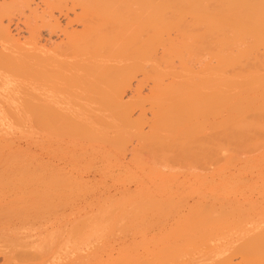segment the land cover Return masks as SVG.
Here are the masks:
<instances>
[{"label": "bare ground", "instance_id": "obj_1", "mask_svg": "<svg viewBox=\"0 0 264 264\" xmlns=\"http://www.w3.org/2000/svg\"><path fill=\"white\" fill-rule=\"evenodd\" d=\"M41 1L44 4L42 13H38V10L34 11L35 8L30 9V0H9L0 5V95L8 96L7 98L11 99L14 105L10 109L5 107L6 105L4 109H0V131L7 133L8 130L3 131V128L11 126L10 118H14L12 120L15 121L20 119L22 115L18 107L16 109L17 103H15L20 101L24 109L30 113L29 117H32L39 126V130L41 128L40 131L48 133L43 132L38 139L40 153L37 150L39 153L37 156L39 155L40 159L39 162L37 161L38 166L35 164L38 167L37 171L33 168L29 169V166L25 164L17 167V171L24 181L29 182L27 178H30L35 180L34 186L38 183L44 189L48 188L46 192L50 190L52 196H49L50 200H47L51 202L53 213L51 212L52 214L47 215L46 218H40V214L36 212L37 209L35 210V204L28 203L30 199L25 202L24 198L23 203L19 202V205L10 203L5 198L3 199L5 201H0V255H4L3 264H142L143 262L148 264L149 262L145 263L148 256L141 258L142 256L136 254L138 250L135 255L113 257L116 244L111 242L109 235L103 233L106 227H110V221H115L114 212L119 211L120 208H124L120 212L126 209L124 206L121 207L124 202L120 205L116 203L120 206L119 209L118 206L111 209L115 200H109L107 205L110 208L103 205L104 209L100 210L102 202L98 200L102 196L96 198L98 200L95 199L96 196L95 200L92 198L97 201L96 205L100 203L97 207L81 204L78 200L74 202L76 195L73 196L75 199L73 201L69 200L71 198L68 195L60 196L57 190L55 195V191L52 190L60 183L69 184L71 181L75 183L74 180H70L71 174L68 177L59 172V169H63L59 167L62 164L59 162L65 159H68L67 162H74V155L83 158L86 155L84 152L87 139L110 141L109 146L114 145L117 148L115 160L119 161L118 154L125 149L127 142L136 143L132 138L137 139V143L130 149L126 146L128 149L124 151L130 150L133 160L143 161L145 158L144 161L153 164L152 158L155 156L144 157L148 149H142L149 146L152 150L154 148L163 152L159 154L163 155L162 158L165 156L164 153H166L165 159L167 154L172 160L171 157H174L179 165L187 163L186 165L190 167L188 164L190 162L191 166L193 163L199 165L198 168L201 167L200 164L206 168L207 164L209 168L212 166L208 174L204 173L207 170L204 169L205 167L204 174L199 173L202 169L198 171L192 167L193 171L198 172L191 173L189 181L192 190L198 196L196 200L192 197L194 199H191V203L183 199V202L174 203L173 198L176 194L171 188L173 183L167 184L168 180L165 184L161 183L159 189L163 197L152 198L153 202L149 198V193V197L147 196L145 187L141 185L145 190H142V193L145 192L149 198L146 201L153 203L157 213L161 212L157 216L160 221L154 224L156 227L154 229L166 228L170 225L169 220H181L182 222L178 224L185 231H181L183 234L180 232L177 236L183 240L185 238L182 242L185 245L184 249L177 250L182 243L177 247L179 243L172 244L171 241L167 243L166 240L162 242L161 247L158 246V255L155 250L154 254L148 252L154 259L151 261L152 264H264V215L259 213V216L252 214L253 217H243L235 211L236 208H232L237 201L228 200L229 194L236 187L245 184L247 179H243V173L257 167V163H261L259 160H262L260 158L258 160V157H252L253 159H246V157L247 154L250 157L251 154L259 151L250 146H257L259 142L260 146L264 144V0ZM25 8L30 10L28 14L25 13ZM75 8L79 11L76 12ZM54 10L67 16L66 24L79 23L81 29L68 30L66 26L62 28L53 15ZM70 11L74 14L73 18L68 17ZM15 12L21 14L18 15L21 16L29 33L24 42L14 38L8 28L9 24L7 26L3 22V18L11 19ZM41 27L50 29L49 32L60 28V31L64 33L65 42L56 45L51 51L41 49L37 40ZM205 54L208 55V61ZM200 59L205 61L202 60L201 65L198 61L199 68L196 70L192 62ZM139 72L145 76L144 78L142 75L144 80L151 79L150 95L140 97L142 95L139 93L141 89L139 86H142L140 81L141 83L139 82V86L137 85L135 89L136 94H140L137 99L124 102L123 93L131 84L132 78ZM145 102L149 104V107H144L148 106L144 105ZM0 103L4 105L1 101ZM132 106L140 109L139 118L131 116ZM146 108L151 109V117H145L148 130L144 131L140 123L145 120L141 117H144ZM29 117L26 118L30 120ZM204 125H208L211 129L207 137L200 136L199 130L202 131ZM65 128L70 133L65 132ZM60 132H64L61 135L67 133V136L72 133V138L81 139L79 145L73 147L70 153H65L64 150V153L60 154L61 151L56 148L59 144L58 140L55 142L54 136L55 133ZM74 133L76 136L79 134L80 137H74ZM84 138H87L86 141ZM55 143L58 146H55ZM150 148L149 151H151ZM248 148L252 149L251 154L247 152L243 159L241 154ZM56 149L60 151L59 154L56 153ZM58 155L60 158H57ZM18 157L14 158L18 163L19 159H26ZM261 158H264V152ZM168 159L166 162L169 161ZM28 160L27 158L24 161ZM122 163L118 162L121 165ZM156 163L153 164L154 167L162 164V162ZM262 163L264 164L263 161ZM96 164L101 165L99 162ZM115 164L118 165L117 162ZM165 164L168 165V163ZM75 165L77 167V164ZM116 165L109 166L113 168ZM61 166L66 167L64 164ZM67 167L69 168L68 165ZM67 167L66 170H68ZM71 167L76 170L75 166H70V170H72ZM89 167L84 169L89 170ZM98 167L96 169L100 168ZM111 167L109 168L112 169ZM120 167L122 166L117 168ZM262 167L261 165L259 167L260 170L263 169L261 173H258L260 170L257 169V176L258 174L264 176V166ZM79 168L77 167L78 172L82 167ZM233 168L236 169L235 172L232 171ZM104 170L106 175L108 168ZM168 170L171 171V169ZM186 170L189 171L188 168ZM98 172L102 173L99 170ZM80 173L77 175L86 176ZM114 174L113 172V176ZM253 174L256 175L254 172ZM107 175L111 176L109 173ZM14 176H11L12 179ZM263 180L260 181L261 185L264 183ZM84 181L79 182L83 184ZM93 182L98 183L96 180ZM27 184L30 186L31 183ZM95 188H91V191ZM89 191L88 189L87 193ZM186 192L190 194L188 190ZM142 195L140 193V196ZM41 197L44 195L40 196V201H42ZM46 198L48 197L43 200ZM138 198L134 200L136 203ZM176 198L179 199V196ZM120 200H118L119 203ZM134 201L132 198V203ZM50 202L47 203L50 204ZM139 203L134 205L137 207ZM94 209L97 210L96 215H99L100 211L103 213L105 209L106 213H109V218L112 215L108 226L106 223V226L103 225L104 229L100 227L102 230L99 231L102 233H97L92 228L86 229L87 221L90 220L97 225L98 222L95 221L101 218L102 214L98 216L99 218L96 217L97 219L92 217L94 213L91 214L89 210L94 211ZM120 212L115 213L120 215ZM151 215L155 216L152 212ZM102 216L100 220L103 224L107 216L106 214ZM124 217L126 218L127 215L123 218L121 216V219ZM183 217H185L184 220L181 219ZM27 223L30 227L26 228L33 230H22ZM94 224L91 225L94 227ZM106 230L108 232V229Z\"/></svg>", "mask_w": 264, "mask_h": 264}, {"label": "rangeland", "instance_id": "obj_2", "mask_svg": "<svg viewBox=\"0 0 264 264\" xmlns=\"http://www.w3.org/2000/svg\"><path fill=\"white\" fill-rule=\"evenodd\" d=\"M9 0H0V5H3V4H5L6 2H8ZM29 7H30V9L32 8V9H34L35 8V10L34 11H37L38 10V13H42V9L44 8V4L42 3V1L41 0H30V3H29ZM28 8H25L24 10L26 11L25 13L26 14H28L29 12H30V10L28 9ZM40 10H41V12H40ZM75 11L77 12V11H79L77 8H75ZM54 14V17L55 18H57V20L59 21V24L62 26V28H64L65 26H66V29H70V30H73V29H77V30H80L81 28V24H79V23H75V22H72L71 24H66V22L68 21L67 20V16L65 15H63L62 13H59L57 10H54V12H53ZM21 15L20 13H14V14H12L13 15V17L11 16V19H8V18H3V22H4V24H6L7 26H8V24H9V26H8V28H9V30H10V32H11V34H12V36L14 37V38H18L19 40H20V42H24V40L26 39V37L28 36V30H27V27H26V25L23 23V21H22V19H21V16H19V15ZM74 14H73V12L72 11H70L69 13H68V17H70V18H73L74 16H73ZM15 16V17H14ZM20 17V18H19ZM20 20H19V19ZM23 18V17H22ZM10 20V21H9ZM19 20V21H18ZM24 20V19H23ZM73 28V29H72ZM49 30L50 29H48V28H46V27H41L40 28V32L38 33V37H37V40H39V42H38V46H40V48L41 49H43V50H45V51H51V49L53 50L54 48H55V46L56 45H59V44H62V42H65V40H64V33H63V31H60V28H58V30H53V31H50L49 32ZM40 44V45H39ZM45 47H44V46ZM47 49V50H46ZM206 55V54H205ZM204 55V56H205ZM203 56V59L206 57L207 59V61H208V55H206L205 57ZM202 58V57H201ZM203 59H200V60H194L193 62H192V65L194 64V66H196V67H194L195 69L196 68H199V64L200 63H203V61H205V60H203ZM203 60V61H202ZM198 61H199V64H198ZM197 62V63H196ZM201 65V64H200ZM197 70V69H196ZM142 73L141 72H139V73H136V76H134V78H132V80H131V84L128 86V88L126 89V91L123 93V100H124V102H127V101H129L130 99L132 100V101H135L136 99H137V96L138 95H140V94H136V92H135V89H136V86L138 85V83L140 82V81H142V86H139L138 87V89H140L139 90V93H141L142 95H140V97H143V95H146V97H148L149 95H150V88H151V79H148L147 78V80L145 81L144 79H143V77H142ZM144 76V75H143ZM144 78H145V76H144ZM81 93V92H80ZM147 93H148V95H147ZM8 96H4L3 94H1L0 95V101L2 102V104H4L3 106L1 105V103H0V109L2 108V109H4L3 107L5 106V107H8V109H10V108H13L12 107V102L13 101H11V99H8L7 98ZM144 98H145V96H144ZM10 100V101H9ZM127 100V101H126ZM10 102H11V104H10ZM15 103H17L16 104V109H17V107H18V110H20L19 111V113H20V115H22V116H20V119H16V121L15 120H12V119H14V118H10L9 119V124L11 125L10 127H5V128H3V131L6 129V130H8V131H6L7 133H5V131L4 132H2V131H0V201H9L10 203H15V204H18L19 205V202L20 203H23V199L25 198V202L26 201H28L29 199V201H28V203H32V204H35V210H36V212L38 211V215L40 216V218H42V217H48V216H50L52 213H53V209H52V205H51V202L50 201H48V200H50V198H49V196L51 197L52 196V194H50V190H47V192H46V189H48V188H45L44 189V187H42L40 184H38L37 182V184H36V186H34V184H35V180H32V179H30V178H27L26 176H23V178L24 177H26L27 178V180H29V182L27 181H24L23 179H22V177L20 176V174H19V172L17 171L18 169H17V167H19V166H21V165H28L29 167V169H35L36 171H37V168L38 167H36V166H38V160L40 159V157H39V155L37 156V154H39L40 153V150L38 149V148H40V145H38V141L40 142V140H38V139H40V137H41V135H42V133L44 132V133H46V134H48L47 132H45V131H40V130H42L41 128H40V130H39V126L37 125V123L32 119V117H29L30 116V113L28 112V111H26L25 109H24V107H23V104L20 102V101H16ZM128 103H132V102H128ZM144 105H148V106H144V107H149V104L147 103V102H145L144 103ZM14 106V105H13ZM23 107V108H22ZM132 112H131V116H134V118H136V116L139 118L140 116H138V115H140L139 114V111H140V109H138V107H134V106H132ZM144 111H146V112H144V113H142V115L144 116V117H141L142 119L143 118H145V117H148V116H150V114H151V109H149V108H146ZM28 114H27V113ZM150 112V113H149ZM146 113H147V115H146ZM141 115V116H142ZM23 117H24V119H23ZM26 117H29V118H31L30 120L28 119V118H26ZM151 117V116H150ZM150 117H148V118H150ZM19 120H21V121H19ZM13 121V122H12ZM15 121V122H14ZM21 122V123H19V122ZM27 121V122H26ZM145 121L147 122V118H145V120H143V123H142V121H141V125H142V129L144 130V131H147L148 130V122L147 123H145ZM24 122V123H23ZM31 122V123H30ZM14 123H16V125L14 124ZM18 123V124H17ZM33 123V124H32ZM20 125H21V127H20ZM25 125V126H24ZM32 126V127H31ZM35 126V127H34ZM206 127V128H205ZM145 128V129H144ZM37 129V130H36ZM147 129V130H146ZM1 130V129H0ZM68 131V129L67 128H65V132H67ZM14 132V133H13ZM199 132H200V136H203V137H207V135L208 134H210L211 133V129L209 128V126L207 125H204V127H203V130L202 131H200L199 130ZM199 132H197L198 134H199ZM1 133H4L3 135L1 134ZM13 133V134H12ZM62 133H64V132H62ZM61 132L60 133H55V136H54V139H55V142L57 141V143L59 144V146H58V144L57 143H55L56 145L55 146H58V147H56V148H59L58 150H60V151H58L57 149H56V153L57 154H59V152H60V154H62V152L64 153V150H65V153H70V151L73 149V147H75V146H78L79 144V142H80V138L78 139V138H72V135L71 134H68V136L66 135L67 133H70V132H67V133H65L64 135H61L62 134ZM204 133V134H203ZM8 134V135H7ZM36 134V135H35ZM197 134V135H198ZM202 134V135H201ZM70 135V136H69ZM206 135V136H205ZM76 135H75V133H74V137H75ZM78 136H79V134H78ZM78 136H76V137H78ZM199 136V135H198ZM36 137H37V139H36ZM72 139H71V138ZM80 137V136H79ZM81 138H83V137H81ZM85 139V138H84ZM87 139V138H86ZM86 139L84 140V141H86ZM133 139V141H135L136 143H137V139H135V138H132ZM37 140V141H36ZM88 140H91V139H87V141L85 142V152H84V154H86V155H84V157L82 158V156H80V157H78V156H76V155H74V157L75 158H73L75 161V163L73 162V161H70L71 162V165H70V162H67L68 161V159H65V161H63V162H59V163H62V164H64L66 167H67V165L69 166V168H70V166H75V168H76V170L74 169V168H72V170H70L68 167H67V169L68 170H66V167L64 168V166H61L62 164H60V166L58 165V163L56 164V166H57V169H58V166L59 167H63V169L61 168V170L59 169V172H62V173H64V175H68V177H70V174H71V177L73 178H70V180H74L75 181V183L74 182H70L69 184H67V183H60V184H58L59 186H57V185H55V186H57L56 188L55 187H53V192L55 191V193H56V190H57V193L60 195V196H65V195H68L71 199H69V200H73L74 198H73V196L74 195H76L77 197H75V201L74 202H76L77 200L81 203V204H86V205H92V206H97V205H99L101 202H102V208L100 209V210H102V209H104V207H106V205L108 204V201L109 200H115V201H113V204L112 205H114L113 207H112V205H111V209H113L114 207H116L117 208V204H121V202H124L122 205H121V207H125L126 209V212H125V210L123 211L124 212V214H122L121 215V213H123V212H120V210H123V209H121L120 208V206H118V209L120 208V210L119 211H115V209H114V211L115 212H120V215H119V217H118V215L114 212V218H116V219H114L115 221H113V220H111L110 218L112 217V215H111V217L109 218L108 217V215H109V213L107 214L106 213V209L109 207L110 208V206H108L105 210H103V213H105L106 214V216H107V218H105L106 220H103V224H102V221L100 220V219H102L103 218V216L102 215H104L105 216V214H103L102 213V211H100L101 213H99V215L100 214H102V215H100L101 216V218L100 219H97L96 217H98L99 215H96L97 213V210L96 209H94V211H90L89 210V212L92 214V213H94L93 214V218L94 219H97V221H95V222H98V224L96 225V223L94 224V223H91V221L89 220V222L87 221V223H86V226H88L87 228H86V226H84L86 229H90L91 230V228H92V230L93 231H97V233H99V232H101L102 233V231H99V230H102L101 228H103L104 229V227L106 226V223H107V226H108V221L109 220H111L110 221V227L108 226V227H106L105 229H104V232L103 233H105V234H107V235H109V237H110V239H111V242L113 243V244H116V248H115V250H114V253H113V257H118V256H121V255H125V256H130V255H135V253H136V251H137V255H139L141 258H143V257H146V256H148V257H146V260H145V263L146 262H149L148 264H152V260H154V259H152V254H154L155 252H156V255H158L157 254V251H158V248L159 247H161L162 245V242L164 243L166 240H167V243H170V241H171V243L173 244V243H179V244H177L178 246L177 247H179V245H181V243L182 242H184L185 241V238H184V240L183 239H181V237H177L178 236V234H180V232L181 231H183V232H185L184 230H183V228H182V226L181 225H179L178 223H181L182 221L181 220H179V221H172V220H169L168 221V224H170V225H168L166 228H164V229H154V228H156L155 226H154V224L156 225V223L157 222H159L160 220H158V214H160L161 212H159V213H157L156 211L157 210H155V208H154V206H153V201H152V198H161V197H163L162 196V193L160 192V188H161V185L162 184H165V183H167V180H168V182L169 183H167V184H169V185H171L172 183H173V185H172V190L174 191V193L176 194V196L178 197L179 196V199H177L176 198V196H174V198H173V202L174 203H177V202H183V200L184 201H188L189 203H191L192 201H191V199H194V200H196L197 199V196H198V194L195 192V191H193L192 190V185L190 184V181L189 180H191V173H193V172H198L199 170H201V172L199 171V173H203L204 172V169H207V170H205V174H208L209 172H210V168L212 167H208V164H207V168H206V166H203L202 167V164H200V166L201 167H199L198 168V166L199 165H194V163H193V165L191 166V164L192 163H188V164H190V167L189 166H187L186 164H183L182 163V165H179L178 163H176L177 162V159L176 160H174V157H171V158H173V160L172 159H170V157H169V154H167V157H166V159L167 158H169L168 160L170 161H168V162H166V159H165V156H166V153H164V158H162V156L163 155H159L160 153H163V152H161V151H159V150H154V148H153V150H152V148H150L149 146L148 147H143L142 149H144V150H147V151H145V153H144V151L143 150H140V151H142L144 154H146V155H144V157H146V158H148V156H149V158H152V156L154 157H156V156H158V157H154V158H152L153 160H154V165H155V163L157 162V163H161L162 162V164H157V166H155L154 167V165L152 166L151 164H149L150 162H146V161H144V159L145 158H143V161L142 160H139V159H137V160H133V159H131V152H130V150H128V151H124V150H127L128 148L130 149L131 147H132V145H135L134 144V142H130L129 141V143L127 142V144H126V146L128 147L127 149H126V146H125V149L123 150L124 152H125V154H124V152L123 151H121L119 154H118V156L120 157L119 158V161H116L115 160V153H116V147L113 145V146H109V144H111V142L110 141H108L107 140V142H105V141H100V140H96V141H94V139L93 140H91V141H88ZM9 141V142H8ZM62 141H63V143H62ZM262 141V140H261ZM2 142H4V143H2ZM14 144H13V143ZM61 142V143H60ZM105 142V143H104ZM109 142V143H108ZM131 143V144H130ZM69 145V147L70 146H72L71 147V149L69 148V147H67V145ZM106 144V145H105ZM108 144V145H107ZM259 144H261L260 142L259 143H257L256 145L257 146H255V145H253V146H250L251 148L253 147V149L255 150L256 149V151H258V152H255V153H253V154H251V151H252V149H247V151L246 152H244L243 151V153L240 155L242 158L244 157V155L246 156V153L248 152V153H250L251 155H250V157H248V155L249 154H247V157H246V159H248V158H251V159H253V158H256V157H258L257 159L259 160V158L260 159H262V160H259V161H261V163L260 162H258L260 165H261V167H262V165L264 166V164L262 163V161L264 162V158H261V156H262V154H263V152H264V144L262 143V145L260 146ZM96 146V147H95ZM262 146H263V148H262ZM259 147V148H258ZM261 147V148H260ZM68 148H69V150H68ZM101 148V149H100ZM149 148H150V150L151 151H149ZM4 149V150H3ZM262 149V150H261ZM37 150L39 151V153H37ZM253 150V151H254ZM69 151V152H68ZM149 152V153H148ZM127 153V154H126ZM15 154V155H14ZM157 154V155H156ZM259 154H260V156H259ZM114 155V156H113ZM16 156V157H15ZM19 156V157H18ZM91 156H93V157H91ZM95 156V157H94ZM159 156L161 157V158H159ZM26 158V159H19L20 160V162L18 163V162H16L15 161V159L16 158ZM38 157V158H37ZM76 157H78V158H76ZM85 157H87L86 159H84ZM91 157V158H90ZM125 159H124V158ZM253 157V158H252ZM15 158V159H14ZM27 158L29 159L28 161H30V162H28V161H24V160H27ZM57 158H60V155H58L57 156ZM96 158V160H94ZM105 158V159H104ZM142 158H140V159H142ZM33 159V160H32ZM104 159V160H103ZM106 159H108V160H106ZM121 159H123V160H121ZM165 159V160H164ZM243 159H245V158H243ZM78 160H79V162H78ZM81 160V161H80ZM85 160V161H84ZM97 160H99L98 162H99V164H101L102 166H103V164H104V167H102L101 165V167L98 165V164H96V163H98L97 162ZM109 160H110V162H109ZM131 160V161H130ZM155 160H156V162H155ZM179 161H183V160H180V159H178ZM38 161V162H37ZM82 161H83V163H82ZM101 161H103V162H101ZM106 161V162H105ZM122 161H124L123 163H122ZM150 161V160H149ZM176 161V162H175ZM23 162H25V163H23ZM65 162V163H64ZM78 162V163H77ZM81 162V163H80ZM92 162H94V163H92ZM109 162V163H108ZM111 162H117V164H118V162H120V163H122V165L121 164H118V165H116L115 163H111ZM127 162H128V164H127ZM138 164H137V163ZM146 162V163H145ZM152 162V161H151ZM164 162V163H163ZM23 163V164H22ZM27 163V164H26ZM29 163V164H28ZM31 163V164H30ZM90 163V164H89ZM91 163H92V165H91ZM107 163V164H106ZM140 163V164H139ZM165 163H168V165L166 166V164ZM171 165H170V164ZM177 165H176V164ZM258 163H257V167H255L254 169L252 168L249 172H245V173H243V179L244 180H246L244 183H242V184H244L243 186L240 184V186H238V187H236L235 189H234V191H232V193L231 194H229V199L228 200H230V201H237V203L235 204V206L234 207H232V208H236V212L237 213H240V214H242V216L243 217H253V215L255 216V215H257V216H259V213H260V215H264V183H262V185H261V183H260V181L262 182V180L264 179L263 177V175L262 176H260L259 174H258V176H257V169H259L260 170V165L258 166ZM35 164H36V166H35ZM67 164V165H66ZM74 164V165H73ZM75 164H77V167L79 168H81L82 167V169H81V171H77V167H76V165ZM99 168V169H96L97 167H95V165ZM106 164V165H105ZM116 165V167H111V166H115ZM79 165V166H78ZM88 165V166H87ZM91 165V167H93V168H91V167H89ZM109 165H111V166H109ZM184 165V166H183ZM204 165H206V164H204ZM108 166V167H107ZM119 166H122V167H120L119 169L117 168V167H119ZM124 166H126V167H124ZM164 166V167H163ZM171 166V167H170ZM182 166V167H181ZM197 166V167H196ZM210 166V165H209ZM31 167V168H30ZM84 167H89V170H88V168H86V169H84ZM95 167V168H94ZM109 167H111L112 169H110ZM194 168V170H195V168L198 170H196V171H193V168ZM205 167V168H204ZM79 168V169H80ZM91 168V169H90ZM106 168H108V170L110 169V170H112L115 174V176L117 175V172H118V177L116 176H113V172L112 171H110L109 170V172H107L108 170H106V173L108 174H111V176H108L107 174L105 175L104 173V169H106ZM130 169V170H127V169ZM163 168H164V170H163ZM186 168H188L189 169V171L188 170H186ZM192 170H191V169ZM204 168V169H203ZM263 168V167H262ZM261 168V169H262ZM94 169H95V171H94ZM102 169V170H101ZM115 169V170H114ZM122 169V170H121ZM163 171H162V170ZM168 169H171V171L170 170H168ZM3 170V171H2ZM87 170V171H86ZM93 170V171H92ZM98 170L99 171H102V173L101 172H98ZM173 170H175V171H173ZM234 170V172L236 171V169L235 168H233L232 169V171ZM249 170V169H248ZM247 170V171H248ZM263 170V169H262ZM262 170H260V172H258V173H261L262 172ZM65 171V172H64ZM67 171V172H66ZM68 171H69V174H68ZM72 171V172H71ZM83 171H85L84 173H83ZM88 171H92L91 173L95 176L97 173V175L94 177V176H92V174L91 173H89ZM117 171V172H116ZM120 171V172H119ZM146 171H149V172H151V173H149V172H147L146 173ZM157 173H156V172ZM165 171V172H164ZM209 171V172H208ZM3 172V173H2ZM16 172V174H13V173H15ZM18 172V173H17ZM83 173V174H85L86 176H82V179H81V176H78L77 175V173ZM87 172L89 173L88 175H87ZM96 172V173H95ZM112 172V173H111ZM253 172L254 173H256V175L255 174H253ZM66 173V174H65ZM75 173H76V175L81 179H77L78 177L75 175ZM80 173V174H81ZM122 173V174H121ZM190 173V174H189ZM203 173V174H204ZM13 174V175H12ZM75 176H74V175ZM79 174V175H80ZM121 174V175H120ZM254 175V176H252V175ZM3 175V176H2ZM15 175V176H14ZM73 175V176H72ZM104 177H103V176ZM177 176L175 179H173L175 176ZM11 176H14L13 177V179H12V177ZM17 176V177H16ZM101 176V177H100ZM152 176V177H151ZM258 177V180H257V177ZM7 177H8V179H7ZM29 177V176H28ZM77 177V178H76ZM92 177V178H91ZM151 179H150V178ZM254 177H256L255 179H256V181H254ZM259 177H261V179L259 178ZM5 178V179H4ZM17 178V179H16ZM86 178V180L84 181V179ZM97 178V179H96ZM155 178V180H153ZM6 179H7V181H6ZM12 179V180H11ZM89 179V180H88ZM92 179V180H91ZM93 179H95L96 180V182H98V183H95V182H93V181H95V180H93ZM172 179L173 180H175L174 182L172 181ZM193 179V178H192ZM26 180V179H25ZM76 180H77V182H76ZM80 182H83L84 181V183L82 184V183H80ZM115 180V181H114ZM126 180H128V181H126ZM21 181V182H20ZM23 181V182H22ZM90 181H92V182H90ZM105 181V182H104ZM254 181V182H253ZM257 181H259V182H257ZM264 181V180H263ZM164 182V183H163ZM257 182V183H256ZM6 183L8 184V185H6ZM14 183V184H13ZM20 183H21V185H20ZM22 183H23V185L25 184V186H23L22 185ZM27 183H31L32 184V187H30L31 186V184H30V186H27L28 184ZM34 183V184H33ZM71 183H73V184H71ZM92 184V186H91V184ZM94 183L96 184V185H94ZM162 183V184H161ZM256 185H255V184ZM90 186H89V185ZM102 184H104V185H102ZM117 184V185H116ZM121 184V185H120ZM137 184V185H136ZM139 184V185H138ZM73 185V186H72ZM82 185V186H81ZM89 186V188H88V186ZM94 185V186H93ZM116 187H115V186ZM141 185H143L144 187H145V190H146V193H147V196L149 197V195H150V199H151V201L152 202H147L146 200L148 199L149 200V198H147V196L145 195L146 193L144 192L145 190L143 189V187L141 186ZM179 185H180V187H179ZM250 185V186H249ZM10 186H12V188L10 187ZM15 186V187H14ZM26 186H27V188H26ZM60 186H61V188H60ZM65 186V187H64ZM83 186H84V188H83ZM41 187V188H40ZM96 187V188H95ZM263 187V188H262ZM19 188V189H18ZM23 188H25L24 190H23ZM62 188H64L63 190H62ZM91 188L92 189H94L95 188V190H92L91 191ZM252 188H254V190L252 189ZM34 189H35V192H34ZM40 189H41V192H40ZM43 189V190H42ZM88 189L90 190L88 193H87V191H88ZM126 189H128V190H126ZM131 189V190H130ZM179 191H178V190ZM251 189V190H250ZM22 191L21 193H20V191ZM37 190V191H36ZM45 190V191H44ZM80 190V191H79ZM87 190V191H86ZM106 190V191H105ZM142 190H144L143 192L144 193H142ZM148 190V191H147ZM183 190V191H182ZM188 190V192L190 193V194H188L186 191ZM233 190V189H232ZM15 191V192H14ZM114 191V192H113ZM119 191V192H118ZM128 191V192H127ZM141 191V192H140ZM181 191V193H179ZM249 191V192H248ZM259 191V192H258ZM18 194H17V193ZM32 192H34V193H32ZM70 192V193H69ZM95 192V193H94ZM113 192V193H112ZM134 192V193H133ZM194 192V193H193ZM231 192V191H230ZM234 192V193H233ZM258 192V193H257ZM260 192H262V193H260ZM14 193V194H13ZM20 193V194H19ZM54 193V194H55ZM57 193L55 194V195H57ZM68 193V194H67ZM72 193V194H71ZM121 193V195H119ZM123 193V194H122ZM126 193H128L127 195H126ZM131 193V194H130ZM137 193V194H136ZM140 193H141V195L142 196H144V197H142V196H140ZM148 193H149V195H148ZM240 193V194H239ZM64 194V195H63ZM97 194H100V196L98 195L97 196ZM113 194V195H112ZM118 194V195H117ZM178 194V195H177ZM180 194V195H179ZM188 194V195H187ZM8 195V196H7ZM20 197H19V196ZM41 195H44V197H41L42 198V201H40L41 199H40V196ZM86 195V196H85ZM108 195V196H107ZM124 195H126L125 197H127V199L125 198V197H123ZM132 195V196H131ZM137 195V196H136ZM183 195V197H185V198H183V197H180V196H182ZM192 195V196H191ZM239 195V196H238ZM7 196V197H6ZM22 196V197H21ZM39 196V197H38ZM96 196V197H95ZM102 196V197H101ZM131 196V197H130ZM35 197V198H34ZM45 197H48V198H46V200H43V198H45ZM94 197H95V199L96 198H98V197H101V199H96V200H98L99 202V204H97L96 205V203H97V201H94L95 199H94ZM111 197H113V198H111ZM138 198L137 200H138V203H139V201H141L140 203H139V205L136 207V205L138 204V203H136L134 200L136 199V198ZM146 197V199H143V198H145ZM186 197H188L187 199H186ZM192 197H194V198H192ZM5 198V200H3ZM17 198H19L18 200H17ZM38 198V199H37ZM94 200H93V199ZM105 198V199H104ZM119 198H121V200L119 199ZM132 198H133V203H132ZM135 198V199H134ZM141 198V199H140ZM233 198V199H232ZM48 199V200H47ZM104 199V200H103ZM107 199V200H106ZM143 199V200H142ZM183 199V200H182ZM186 199V200H185ZM244 199V200H243ZM10 200H13V201H10ZM15 200V201H14ZM16 200L18 201V202H16ZM22 200V201H21ZM117 200V201H116ZM118 200H120V203L118 202ZM129 200H131V201H129ZM136 200V201H137ZM145 200V201H144ZM240 200V201H239ZM256 200V201H255ZM37 201V202H36ZM40 201V202H39ZM45 201V202H44ZM103 201H105V203L103 202ZM125 201H127L128 202V204H126L127 202H125ZM43 204H42V203ZM47 202H50V204L49 203H47ZM96 202V203H95ZM110 203V202H109ZM117 203V204H116ZM131 203V204H130ZM134 203L136 204V205H134ZM263 203V204H262ZM37 204V205H36ZM49 204V205H48ZM41 205H42V207H41ZM103 205H104V207H103ZM129 205V206H128ZM130 205H132V207L130 206ZM134 205V206H133ZM45 206V207H44ZM48 206V207H47ZM259 206V207H258ZM98 207V206H97ZM129 207H131L130 208V211H129ZM135 207V208H134ZM139 207V208H138ZM141 207V208H140ZM240 207V208H239ZM39 208V209H38ZM127 208H128V211L130 212V215L128 214V211H127ZM132 208H133V210H132ZM154 210H153V209ZM231 208V209H232ZM41 209V210H40ZM46 209H48V210H46ZM118 209H116V210H118ZM136 209V210H135ZM140 209H142L141 211H140ZM40 210V211H39ZM51 210V211H50ZM131 210L134 212H131ZM153 210V211H152ZM238 210V211H237ZM105 211V212H104ZM109 211H111V212H113L112 210H110L109 209ZM108 211V212H109ZM138 211V212H137ZM154 211H155V213H154ZM52 212V213H51ZM110 212V213H111ZM151 212H152V214H155V216H154V218H152L153 216L151 215ZM132 213V214H131ZM136 213V214H135ZM150 213V214H149ZM182 214V213H181ZM253 214V215H252ZM48 215V216H47ZM96 215V216H95ZM116 215H117V217H116ZM124 215H127V217L126 218H128V219H126L125 217H124V219H121V216H122V218H123V216ZM134 215V216H133ZM147 215H150V216H148L147 217ZM252 215V216H251ZM99 216V217H100ZM129 216V217H128ZM133 216V217H132ZM98 217V218H99ZM93 219V220H94ZM108 219V220H107ZM119 219V220H118ZM134 220V221H131V220ZM136 219V220H135ZM150 219V220H149ZM182 220H184L185 219V217H183V218H181ZM92 220V221H93ZM101 222H100V221ZM106 221V222H105ZM172 221V222H171ZM105 222V223H104ZM128 222H130V223H128ZM88 223H89V225H88ZM127 223H128V225H127ZM148 223V224H147ZM175 225H174V224ZM28 224V223H27ZM25 224V226L22 228V230L23 231H31V230H33V229H31V230H29L28 228L30 227V225L28 224ZM91 224H94V227H93V225H91ZM113 224V225H112ZM117 224V225H116ZM123 224V225H122ZM173 224V225H172ZM91 225V226H90ZM96 225V226H95ZM99 225V227L97 228V226ZM103 225H105V226H103ZM150 225H152V227L150 226ZM90 226V227H89ZM103 226V227H102ZM140 226V227H139ZM26 227H28V228H26ZM101 227V228H100ZM94 228V229H93ZM97 228V229H96ZM168 228V229H167ZM106 229H108V232H107V230ZM131 229V231H128V230H130ZM152 229V230H151ZM173 229V230H172ZM177 229V230H176ZM21 230V229H20ZM140 230V231H139ZM163 230H165V232L163 231ZM160 231V232H159ZM107 232V233H106ZM140 232V233H139ZM183 232H181L182 234H183ZM175 233H177V234H175ZM133 234V235H132ZM169 235V236H168ZM173 235V236H172ZM120 236V237H119ZM122 236V237H121ZM131 236V237H130ZM136 236V237H135ZM139 236V237H138ZM176 236V237H175ZM180 236V235H179ZM114 237V238H113ZM125 237V238H124ZM167 237V238H166ZM171 237V238H170ZM130 238V239H129ZM166 238V239H165ZM182 238H183V236H182ZM126 239V240H125ZM163 239V240H162ZM179 239H181V240H179ZM177 240V241H176ZM183 240V241H182ZM124 241V242H123ZM146 241V242H145ZM158 241V242H157ZM121 242V243H120ZM121 246L120 248H119V245ZM143 244V245H142ZM151 244V245H150ZM184 243H182V245H183ZM141 245V246H140ZM161 245V246H160ZM175 245V244H174ZM181 245V247H180V249H177V250H182L181 248H183L185 245H183L182 246ZM132 246H133V248H132ZM148 246V247H147ZM159 246V247H158ZM141 247V248H140ZM147 247V248H146ZM153 247V248H152ZM177 247H175V248H177ZM131 248H132V250H131ZM136 248V249H135ZM149 248H150V250H149ZM131 250V251H129V250ZM147 249V250H146ZM184 249V248H183ZM154 250H155V252H154ZM176 250V251H177ZM134 251V252H133ZM140 251V252H139ZM175 251V252H176ZM148 252H151L152 254H150V253H148ZM154 252V253H153ZM182 251H180V253H181ZM127 254H129V255H127ZM151 256V257H150ZM154 256V255H153ZM156 257V256H155ZM154 258V257H153ZM156 259V258H155ZM4 263V255H0V264H3ZM142 264H144V262L142 263ZM147 264V263H146Z\"/></svg>", "mask_w": 264, "mask_h": 264}]
</instances>
